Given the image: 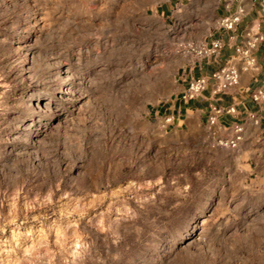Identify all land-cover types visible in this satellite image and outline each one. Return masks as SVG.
<instances>
[{
  "label": "rangeland",
  "instance_id": "rangeland-1",
  "mask_svg": "<svg viewBox=\"0 0 264 264\" xmlns=\"http://www.w3.org/2000/svg\"><path fill=\"white\" fill-rule=\"evenodd\" d=\"M151 2L0 0V264H264V142L149 118L187 42Z\"/></svg>",
  "mask_w": 264,
  "mask_h": 264
},
{
  "label": "crops",
  "instance_id": "crops-1",
  "mask_svg": "<svg viewBox=\"0 0 264 264\" xmlns=\"http://www.w3.org/2000/svg\"><path fill=\"white\" fill-rule=\"evenodd\" d=\"M151 13L164 25L175 32L174 38L192 44H209L220 40L222 47L217 62L212 57H195L183 53L174 78L176 93L161 105L149 111V118L160 119L164 129L188 128L196 124L207 127L209 108L213 106L235 105L234 115L221 114L214 128L220 137L231 139L236 126L242 128L241 140H262L264 142V107L256 104L250 92L264 85V0H151ZM243 10L240 20L230 31L218 26V21L234 12ZM256 29L262 40L253 51L258 64L255 73L242 72L237 86L224 93L213 94L210 75L222 65L235 59V47L246 41L247 32ZM205 76L207 86L202 94L192 100L183 101L181 94L192 78ZM254 115L255 119L251 116ZM172 117L170 123L165 119ZM240 140V141H241ZM239 141V142H240Z\"/></svg>",
  "mask_w": 264,
  "mask_h": 264
},
{
  "label": "built area",
  "instance_id": "built-area-1",
  "mask_svg": "<svg viewBox=\"0 0 264 264\" xmlns=\"http://www.w3.org/2000/svg\"><path fill=\"white\" fill-rule=\"evenodd\" d=\"M243 10L238 8L236 12L229 14L218 21V26L224 30L230 31L234 28L236 23L240 20ZM262 40V35L256 29H250L246 35V41L241 46L235 47L234 59L238 64L228 62L211 75L212 93L219 94L228 91L235 87L239 83L240 74L242 72L255 73L258 70V64L253 54L254 49L258 43ZM222 47L220 40H212L209 44H192L187 43L183 46V53L192 54L195 57H212L217 62V55ZM208 83V79L205 76L198 78H192L186 89L181 94L183 101L192 100L202 94ZM250 97L254 103L264 107V85L253 89L250 92ZM236 113L235 105L230 104L228 106H213L209 108L208 125L213 126L216 124L217 117L221 114L234 115ZM255 119L254 115L251 116ZM172 117L165 119L166 123H170ZM242 128L236 126L235 135L231 139L221 140L224 145L234 147L241 140Z\"/></svg>",
  "mask_w": 264,
  "mask_h": 264
},
{
  "label": "bare ground",
  "instance_id": "bare-ground-1",
  "mask_svg": "<svg viewBox=\"0 0 264 264\" xmlns=\"http://www.w3.org/2000/svg\"><path fill=\"white\" fill-rule=\"evenodd\" d=\"M64 77L67 79V78H69L70 77V74H69V72L67 71V70H64ZM68 90V89H67ZM67 90L65 91V92H67ZM69 91V90H68ZM63 96H65V95H63ZM62 97V96H61ZM46 104H49L48 102H46Z\"/></svg>",
  "mask_w": 264,
  "mask_h": 264
}]
</instances>
